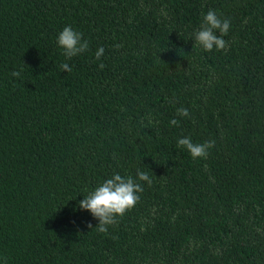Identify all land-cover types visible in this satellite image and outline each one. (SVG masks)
I'll list each match as a JSON object with an SVG mask.
<instances>
[{
  "label": "trees",
  "instance_id": "1",
  "mask_svg": "<svg viewBox=\"0 0 264 264\" xmlns=\"http://www.w3.org/2000/svg\"><path fill=\"white\" fill-rule=\"evenodd\" d=\"M209 9L221 51L194 41ZM138 170L99 232L79 201ZM0 264H264V0H0Z\"/></svg>",
  "mask_w": 264,
  "mask_h": 264
},
{
  "label": "clouds",
  "instance_id": "2",
  "mask_svg": "<svg viewBox=\"0 0 264 264\" xmlns=\"http://www.w3.org/2000/svg\"><path fill=\"white\" fill-rule=\"evenodd\" d=\"M231 22L227 18H221L217 13L209 9L204 14L203 22L199 30L195 32V44L202 47L205 51L224 50L228 47V42L223 38L228 35ZM219 32V35H217ZM57 44L63 49V55L71 59L89 49V43L83 39V34L74 30L70 25L65 26L57 36ZM104 48L101 46L96 51L97 60L103 55ZM99 67L103 68L101 63ZM62 71L70 72L72 69L67 63L61 64ZM13 76H19V72H13ZM177 115L182 117L189 116L187 108H177ZM170 124L177 126L179 121L172 119ZM214 146L213 141L204 143H193L190 137H181L177 140V147H184L188 150L193 159L206 158L208 150ZM137 181L147 182L151 185L152 180L147 172H137V178L131 176H122L114 173L110 178L105 179L94 190L84 196L79 201V208L88 210L95 218L99 220L96 226L101 233H107L110 225L118 222L117 217H123L126 212L131 210L140 200L139 193L143 192V186ZM91 228V225H89Z\"/></svg>",
  "mask_w": 264,
  "mask_h": 264
}]
</instances>
